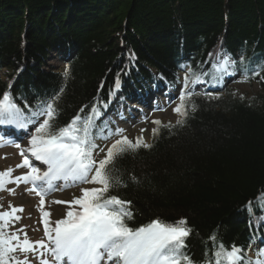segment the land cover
<instances>
[{
	"label": "trees",
	"instance_id": "obj_1",
	"mask_svg": "<svg viewBox=\"0 0 264 264\" xmlns=\"http://www.w3.org/2000/svg\"><path fill=\"white\" fill-rule=\"evenodd\" d=\"M224 53L234 74L219 68ZM181 65L195 70L192 79L222 87L237 78L260 93L193 91L183 126L155 125L151 147L115 160L110 175L121 183L107 195L131 201L129 227L186 218V251L203 264L213 233L245 254L264 238V0H0V95L35 108L63 88L55 127L97 104L98 127L112 129L131 99L179 89Z\"/></svg>",
	"mask_w": 264,
	"mask_h": 264
},
{
	"label": "snow or ice",
	"instance_id": "obj_2",
	"mask_svg": "<svg viewBox=\"0 0 264 264\" xmlns=\"http://www.w3.org/2000/svg\"><path fill=\"white\" fill-rule=\"evenodd\" d=\"M217 56L219 68L224 70V74H234L236 61L230 54L224 53L222 58L220 54ZM181 68L184 69L181 80L183 87L173 108L178 118L174 124L171 121L162 124L161 120L156 119L152 121L153 125L170 130L185 123L189 103L196 94L189 84L200 82V76L192 79L191 74L195 70L186 65H181ZM69 74L65 68L63 76L67 78ZM207 74L201 72V76ZM115 87H119L118 78ZM62 92L63 88L48 99L38 101L35 108L27 102L23 108L20 107L9 91L0 95V125L25 130L29 125L34 128L24 147L14 139L0 135V146L9 144L20 150L22 162L15 167L28 169L17 176H13L14 169L11 167L0 171V191L15 194V189L7 185L15 184L18 187L21 183L31 184L26 191L40 197L38 207L45 217L44 236L47 238V241H31L24 228L15 227L21 219L17 213L23 212V207L9 203L8 209L3 210L0 204V264H32L33 260L37 264H195L186 251V238L192 232L186 218L171 223L155 218L139 227H129L126 221L132 218V211L128 207L131 201L122 200L117 195H107L110 188L121 183L110 175L115 160L140 147H151L143 136L146 130L141 129V135L133 141L124 135L125 129L117 127L113 131L107 121L103 127H98L97 120L103 113L97 104L90 108L88 105L81 107L67 125L55 127L53 121L58 113ZM114 94V91L110 92V95ZM207 95L211 98V93ZM98 103L104 108L108 106L105 101ZM85 108H89L87 113ZM191 108L195 111L196 105L191 104ZM156 110L166 111V108L158 107ZM151 131L153 136L158 135L159 127H153ZM117 136L120 138L114 139L110 147L100 148L96 143L98 139L109 140ZM100 153L104 155L100 157ZM30 157L46 165V170L41 172ZM130 179L137 181L135 176ZM58 180L63 181V185H57L55 181ZM80 184L94 186L81 188V195L71 201H52L78 207H70L64 218L50 221L51 212L43 208L45 196ZM252 206L253 201H249L250 211ZM257 209L264 211V193L257 198ZM260 219L264 220V216ZM205 248L203 264H264V248L255 252L256 259L253 260L235 244L226 247L218 240L216 233L209 236Z\"/></svg>",
	"mask_w": 264,
	"mask_h": 264
},
{
	"label": "rangeland",
	"instance_id": "obj_3",
	"mask_svg": "<svg viewBox=\"0 0 264 264\" xmlns=\"http://www.w3.org/2000/svg\"><path fill=\"white\" fill-rule=\"evenodd\" d=\"M61 65V64H59ZM234 87L235 93L238 95H255L260 93L259 87L257 85H248L243 84L240 82H235L231 84ZM177 93H173L172 100L157 93H153V101L149 104H158V107L166 108V111H157L155 108L153 110L145 109L146 115L141 117H136L131 119L130 123H126L123 125L122 119H120V124L117 126H121L125 129L124 135H126L129 139H133L134 137L140 135V130L145 129L146 131L143 133L145 141H149L150 139V132L153 128L152 121L159 119L163 124L168 123L171 121L173 124L175 123L176 119L178 118L177 114L173 112V108L176 106L177 100ZM164 102V100H166ZM129 105V104H128ZM122 121V122H121ZM30 135H26L22 137L20 140L16 141V143L21 144L22 147L27 145V141ZM108 146V143H104L103 148ZM103 153H100V157H102ZM30 155V154H29ZM32 162L41 169V171L46 170L47 166L43 165L39 161H34V158H31ZM22 162V157L20 155V150L16 147L5 144L4 146H0V171H3L9 167L14 169L13 176L24 174L28 171L27 168H19L17 169L15 166ZM57 185H63V181H55ZM8 188H14L15 194H10L7 190L0 191V204L3 205V210L8 209L9 203L14 206H22L23 212L17 213L21 217V219L15 224L16 228H24V231L27 233L28 238L31 241H38L44 239L47 241V238L44 236V223L43 219V212L41 211L39 205L40 197L37 196L34 192L26 191L27 188L31 187V184H24L21 183L18 187L15 184L7 185ZM81 188H90L89 185L83 184L82 186H70L65 187L63 191H53L49 195L45 196V204L43 206L45 211L51 212V217L48 218L50 221L58 220L61 218L66 217V213L70 207L73 209L77 208L78 206H70L67 203L56 204L52 203L54 200L60 201H71L75 197H79L81 195L80 189ZM59 192V193H58ZM51 226V225H50ZM258 249L260 244L256 240L251 245V248ZM247 256H252L253 260L256 257L251 253L248 252ZM50 258V257H49ZM31 260V255L29 256ZM32 264H37V261L33 260Z\"/></svg>",
	"mask_w": 264,
	"mask_h": 264
}]
</instances>
